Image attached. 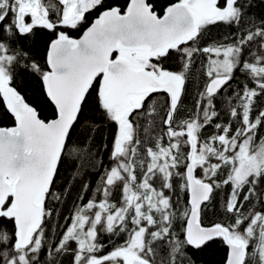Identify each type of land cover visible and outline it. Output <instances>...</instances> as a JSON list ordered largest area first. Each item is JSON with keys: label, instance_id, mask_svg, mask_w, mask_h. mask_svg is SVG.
I'll return each instance as SVG.
<instances>
[{"label": "snow or ice", "instance_id": "snow-or-ice-1", "mask_svg": "<svg viewBox=\"0 0 264 264\" xmlns=\"http://www.w3.org/2000/svg\"><path fill=\"white\" fill-rule=\"evenodd\" d=\"M257 2L174 0L161 14L149 0H0V102L14 121L0 126V264H197L217 242L222 264H264ZM219 25L228 31L209 40ZM172 60L175 70L165 66ZM25 76L42 83L52 118L14 86ZM89 112L114 125L108 164L73 139L82 121L95 131ZM85 159L96 171L53 241L48 204L64 195L53 190L60 166L71 160L80 176ZM219 194L223 219L206 225Z\"/></svg>", "mask_w": 264, "mask_h": 264}, {"label": "trees", "instance_id": "trees-1", "mask_svg": "<svg viewBox=\"0 0 264 264\" xmlns=\"http://www.w3.org/2000/svg\"><path fill=\"white\" fill-rule=\"evenodd\" d=\"M112 3H118L121 6H126L127 0H111ZM150 3H153L156 7V10L162 14L164 7L169 3L174 2V0H149ZM99 9L88 16L89 23L99 14ZM252 12L257 16H264V4L257 2V6L252 9ZM79 30H68L69 34L74 38H78L82 34L83 27ZM228 29L223 26H213L210 29V34L208 39H218L222 37ZM50 35L48 32H41L42 39L37 42L35 46L36 58L40 59L44 55V40ZM43 63V61H41ZM166 67H170L173 70L177 67V62L175 60L168 61L165 64ZM198 81V77L196 78ZM22 93L27 103L35 107L39 112L42 119L52 118V108L49 104L46 95L43 91L42 83L37 77H28L25 76L24 82L21 83L17 79L16 84L14 85ZM233 88H236V84L232 85ZM189 93L184 98V104L186 107H192L195 101V85L190 83L188 86ZM219 100V98H218ZM90 118L94 115L97 122L95 126V131H93L94 125L92 124L91 119L88 121H82L81 124L77 125L73 132V139L78 141L80 145L90 143V153L95 154V163H99L103 159L105 164H108V153L104 148V144L108 143L110 145L111 133L114 131V125L109 126L107 123H100L101 113L96 112L95 114L89 112L87 114ZM158 121L156 130H158ZM13 118L5 110L4 105L0 102V126H12ZM143 123V122H142ZM264 134V133H262ZM144 132L143 128L141 129V137L143 138ZM89 137H94L89 141ZM77 169L75 164L69 160L63 163L60 166L59 174L56 177V182L53 190L63 193V197L59 203L55 201H49V208H55L56 211L54 215L49 220L46 230L48 232V237L51 240H55L59 234L60 229L58 225H63L65 223L64 217L68 216L72 210L75 197L79 192H81L82 184L91 183L92 175L96 171L95 168L91 167V163L88 159L84 160V167L79 169L83 175L77 176ZM223 199V194H219L217 199L213 201L203 214L204 223L211 224L213 222L223 219V212L221 208V203ZM247 207V205H246ZM225 248L222 244L217 242L211 248L207 249L203 253H199L196 257L197 264H222L223 257L225 255ZM64 264H68V258L64 259Z\"/></svg>", "mask_w": 264, "mask_h": 264}]
</instances>
